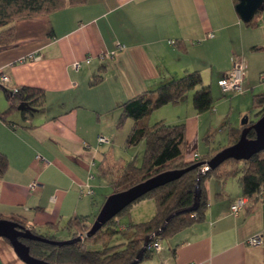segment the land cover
<instances>
[{
    "label": "crops",
    "instance_id": "crops-1",
    "mask_svg": "<svg viewBox=\"0 0 264 264\" xmlns=\"http://www.w3.org/2000/svg\"><path fill=\"white\" fill-rule=\"evenodd\" d=\"M259 18L255 29L244 27L233 0H86L16 21L13 42L0 49V75L8 78L0 85V154L7 163L0 174V218L22 220L43 236L63 230L68 233L63 240H69V220H92L98 188L111 190L103 165H123L111 154L114 145L125 147L133 127L127 119L117 128L121 105L168 80L198 71L218 108L211 116L215 120L228 104L218 81L230 72L233 60L246 64L240 95L264 92V8ZM190 47L196 49L192 55ZM31 55L39 59H28ZM22 58L27 60L20 63ZM76 62L81 63L78 70ZM99 75L101 80L91 84ZM22 87L43 92L41 108L24 114L16 105L9 109L4 90ZM160 109L168 110L155 122L185 126V162L216 147L208 112L198 114L191 98ZM147 123L153 124L149 118ZM98 137L109 142L99 144ZM32 182L37 183L34 189ZM203 187V219L159 240V250L142 264H264V201L248 200L233 214L231 204L242 197L234 180L209 178ZM153 203L138 202L129 225L151 215ZM118 225L122 231L129 228ZM256 234L262 235V245L247 246ZM0 264H25L3 238Z\"/></svg>",
    "mask_w": 264,
    "mask_h": 264
},
{
    "label": "trees",
    "instance_id": "trees-1",
    "mask_svg": "<svg viewBox=\"0 0 264 264\" xmlns=\"http://www.w3.org/2000/svg\"><path fill=\"white\" fill-rule=\"evenodd\" d=\"M86 0H0V49L8 46L14 40V23L18 20L29 19L35 16L46 15L61 10L66 6H78ZM235 5L237 0H233ZM259 10L248 23H243L248 29H255L260 25ZM101 76L95 77L91 84H97ZM15 95L5 91L7 99L13 106L27 104L31 109H39L44 103L43 92L33 88H17ZM192 94V106L198 114L213 111L214 99L209 86L203 84L198 71L184 74L178 79H171L154 90L145 91L136 97L127 100L121 105L122 115L117 123L121 128L127 119L133 122V127L125 141V147H136L144 144L143 163L136 167L133 162L118 166L115 170L103 172L107 176L111 193L122 192L158 174L167 171L182 170L197 162H205L222 149L234 144L245 126L231 129L226 145L210 148L206 155L192 162H185L183 150L185 145V126L183 124L170 125L158 121L149 125L148 118L154 111L166 105H178L187 95ZM254 108L258 109L255 120H248L250 126L264 114V92L254 94L251 99ZM30 113L29 110L22 114ZM246 118V117H244ZM254 131L247 133V138H254ZM212 142V141H211ZM7 163L0 154V174L4 173ZM209 178L221 182L232 179L238 184L242 197L248 198L251 203L257 200L264 201V158L259 154L247 161L227 160L214 170L199 167L185 173L179 179L161 186L142 198L151 199L155 205L153 217L143 223L131 224L122 231L119 229L117 216L107 222L91 238H84L78 243L64 246H53L41 242L21 239L28 246L29 254L49 264H142L150 260L155 250L151 247L156 240L168 239L179 231L203 219L207 207V197L203 184ZM199 184V196H195V187ZM130 205V206H131ZM193 206H196L193 209ZM129 207V206H128ZM127 207V208H128ZM125 208L122 212H124ZM120 212L118 216L122 213ZM92 220L77 216L69 220L67 230L71 238H77L91 227ZM2 219V218H0ZM33 234L49 240L59 241L53 236H43L29 228L22 220L8 218ZM122 235L126 238L124 244L110 242ZM100 242L102 248L89 250L85 243ZM83 246V247H82Z\"/></svg>",
    "mask_w": 264,
    "mask_h": 264
},
{
    "label": "water",
    "instance_id": "water-1",
    "mask_svg": "<svg viewBox=\"0 0 264 264\" xmlns=\"http://www.w3.org/2000/svg\"><path fill=\"white\" fill-rule=\"evenodd\" d=\"M264 8V0H237L235 5V12L243 23L251 21L259 10ZM18 111H33L27 104L21 103L17 107ZM247 118H243L241 125L245 126L241 131L238 140L222 149L209 160L205 162H197L192 166L182 169L167 171L157 176H154L144 182H141L127 190L110 194L104 201L100 210L94 218L91 227L85 234V238H91L95 233L100 230L107 222L116 217L125 208L132 203L142 198L147 193L173 182L183 176L190 170L205 167L207 170H214L220 164L227 160L247 161L254 155L264 151V114L260 116L250 126L247 125ZM254 131V138H247L248 131ZM200 193L199 184L195 187V196L198 197ZM196 206H193L195 209ZM0 238L7 240L13 248L18 258L25 264H49L46 261L32 257L29 254V248L21 242L23 240L41 242L53 246H64L68 244L78 243L81 241L80 237L63 240L53 241L44 237L33 234L28 229H24L17 223L10 220L0 219Z\"/></svg>",
    "mask_w": 264,
    "mask_h": 264
},
{
    "label": "rangeland",
    "instance_id": "rangeland-1",
    "mask_svg": "<svg viewBox=\"0 0 264 264\" xmlns=\"http://www.w3.org/2000/svg\"><path fill=\"white\" fill-rule=\"evenodd\" d=\"M204 47L207 49V51L209 53L212 51V49H210V46L208 44H205ZM188 49L187 50L189 51V54H191V55H192L193 51L196 50V49H194V47H190ZM207 77L208 76H206L205 80L207 79ZM192 94H193V92H190L187 96L192 99ZM253 95H254V93H251V92L245 93L244 95H240L237 93H235V94L227 93L226 96H224V98L226 97L227 99H224V100H226L228 102V104H226L225 107L222 108L223 113H224L223 117L220 119L218 118L216 120L214 119V117H211V116L215 115V113H216L215 110L218 109L217 106H214L213 111H210L207 113V116L210 118L208 126L210 129L209 136L212 139V145H214V146L226 145L230 130L239 128L241 126V122H242L244 117L248 118L249 120H255L256 113L258 112V109L254 108L252 105L251 99H252ZM236 96H237V98H234ZM220 99H223V97H220ZM168 108H170V107H168ZM165 110H168V109H160V111H154L152 113V115H150V117H149L150 123L154 124V122L159 118L161 112H165ZM230 111H232V112L230 113ZM158 112H160V113H158ZM164 115H168V113H165ZM160 117H164V116H160ZM165 117H167V116H165ZM169 117H173V114H169ZM116 145L117 146H115V145L113 146V150L111 153L112 158L115 161H117L118 163H121V164L133 162L136 165V167L142 166L143 154H144V144L143 143L138 144L136 147H130V148H126V147L120 148V146L118 144H116ZM259 155L261 158H264V151L260 152ZM103 167H104V171L107 170L108 172L115 170V168H116L114 165H108V163H105L103 165ZM110 192H111V190L108 188H106V189H104L103 187L98 188L96 195L94 197V201H93L94 207H96L95 215H97L98 211L100 210L101 206L103 205L104 198L108 197V195H110ZM151 201L153 202V200H151ZM136 204H138V203H136ZM136 204L129 206L119 216L117 215V218L121 222V224H125V225L130 224L129 213L132 210H134V208H136V207H134ZM153 206H154V208H151V206H150V211H149L150 213L149 214H151V215L145 216L146 218H141L140 220H134V221H136L135 223L138 224V223H143V222L150 220L153 217L154 212H155L154 203H153ZM67 236H68V233L65 231L63 232V230H62L60 232H56L53 237H55L59 241H63V239H65V237H67ZM117 238L118 237L113 239L110 242V245H113V243L120 244L123 242L122 237H119L118 239ZM85 246L89 250H97V249L102 248V244L100 242H95V243L86 242Z\"/></svg>",
    "mask_w": 264,
    "mask_h": 264
},
{
    "label": "built area",
    "instance_id": "built-area-1",
    "mask_svg": "<svg viewBox=\"0 0 264 264\" xmlns=\"http://www.w3.org/2000/svg\"><path fill=\"white\" fill-rule=\"evenodd\" d=\"M212 35H209V37H211ZM171 44H173V42H170ZM119 50H122L124 48L123 45L121 44H117L116 46ZM28 59L31 60H38L39 56L36 55H31L29 56ZM27 58H22L19 60L20 63L26 61ZM86 64L90 63V59L87 58L84 61ZM81 67V63H74L73 64V68L75 70H78ZM245 74H246V64L243 60H239V59H235L233 60V65L232 68L230 70V72H228V74H226L225 76H223L219 81H218V85L221 88L222 92L225 94L227 93H231V94H242L243 90H242V84L243 81L245 79ZM8 81V78L4 75H0V85L3 83H6ZM17 88H13L11 89V94L15 95L17 93ZM99 144H104V143H108L109 140L105 137H98L97 139ZM39 158V157H37ZM37 187V183L36 182H32L30 185L31 189H34ZM88 195H92L93 193L91 191H88L87 193ZM248 203V198L246 197H241L238 200H236L234 203L231 204L230 206V211L233 214H237L239 211H241L243 208H245V206ZM81 241L85 238L84 234L79 235ZM263 243V237L260 234H256L252 237H250L247 241L246 244L247 246L250 247H259L261 246ZM160 241L156 240L155 242L152 243L151 247L155 250L158 251L160 248Z\"/></svg>",
    "mask_w": 264,
    "mask_h": 264
}]
</instances>
